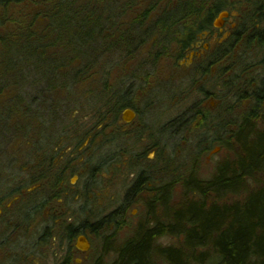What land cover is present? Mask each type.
I'll return each instance as SVG.
<instances>
[{"label":"flooded vegetation","instance_id":"flooded-vegetation-1","mask_svg":"<svg viewBox=\"0 0 264 264\" xmlns=\"http://www.w3.org/2000/svg\"><path fill=\"white\" fill-rule=\"evenodd\" d=\"M178 1L161 3L165 5L162 9L158 0H137L133 12L127 9L126 14L112 15L114 28L106 31L105 49L121 54L123 94L111 90L108 78L86 76V69L78 60L74 62H77V68L73 78L64 80L65 83L53 81L54 89L49 88L52 84L38 71L32 68L29 72L28 86L32 90L28 93L26 111V183L20 182L11 187L13 190L0 195V260L3 259L5 264H77L82 254L88 255L92 247L90 238L85 235L90 242V250L85 253L76 248V242L73 244L63 238V227L59 231L63 224L64 199L71 193L76 194V186L69 185L66 178L72 173L81 175L78 168L83 164L86 168L90 165L108 166V173L96 170L98 167L91 168L88 172L94 170V175H90L89 182L101 178L106 187L113 188L119 179L124 180L125 205L128 197L137 201L146 193L154 195L159 192L163 196L162 189L151 188V181L157 179L162 170L167 171V166L172 173L176 169L173 163L171 165L162 158L161 143L162 148H172L173 136L179 140L182 133L185 134L183 141H188L192 118L200 119L203 128L204 114L202 109H175L173 115L162 122L170 110L157 107L163 98L167 100L168 97H174L178 105L182 100L189 101L192 86L206 81L208 68H222L231 55V47L251 34L250 11L242 5L247 0H228L234 7L218 12L210 26H204V8L207 7L203 5V25L194 34L181 36L173 29L165 31L174 17L161 11H172ZM153 3L152 12L142 13ZM224 11L228 16L215 26V20ZM118 17L122 20L116 24ZM185 21L186 18L182 22ZM184 24H181L183 31ZM100 52L101 47H90L88 56L95 58ZM161 68L168 70L170 77L162 78ZM81 86H87V94L103 98L104 103L88 110L79 109L75 98L80 96L78 90ZM59 90L67 96L60 97ZM204 91L202 87L201 95L206 99ZM163 133L167 134V142L163 141ZM118 160L120 163H116ZM7 166L12 169L11 163ZM9 179L6 177L7 181ZM11 180L16 181V178ZM75 196H79L78 193ZM56 197L61 199L56 202ZM51 202H56V206H51ZM18 204L21 205L19 212L25 216L19 214L22 222L17 223ZM38 226L43 228L38 240L30 243L28 255L17 259V255L11 253L19 238L16 231L33 232ZM64 239L67 248L63 245ZM51 243L53 246L57 243V250L63 253L36 252V247ZM116 258L120 261L121 257L117 254Z\"/></svg>","mask_w":264,"mask_h":264},{"label":"trees","instance_id":"trees-1","mask_svg":"<svg viewBox=\"0 0 264 264\" xmlns=\"http://www.w3.org/2000/svg\"><path fill=\"white\" fill-rule=\"evenodd\" d=\"M118 2L0 0V53L3 61H0V81L13 79L19 75V69L24 71L25 67L16 60L19 57L50 84L55 80L65 83L63 81L69 79L72 72L62 76L57 72L58 65H67L77 58L81 61L92 47H86L87 43L108 38L106 31L114 28L111 19ZM154 4L142 13L152 12ZM137 5V0H125L118 15L126 14L127 9L133 12ZM203 5L207 7L204 8V26H210L221 10L234 7L225 0H204V3L202 0H179L172 11H161L174 17L170 20L172 27L164 30L173 29L181 36L194 34L203 25ZM184 18L187 26L182 22ZM181 24H184V31ZM253 27L248 41L264 46V31L257 32L255 23ZM1 29H4L2 33ZM10 38H13L11 42ZM53 47L56 51L52 53L49 49ZM62 50L74 52L73 61L63 58L59 54ZM210 70L208 68L207 74ZM218 70L225 74L226 69ZM55 86L52 84L49 88ZM204 93L209 95L208 91ZM243 93L248 94L245 100L252 99L254 107L241 116L237 126H233L228 142H220L222 148L233 153V158L220 162L214 175L204 183L188 179L185 186L193 188L187 192L191 191L199 198L168 211L173 227L160 224L153 229H141L135 237L126 240L118 251L120 261L115 264H157L161 260L167 264H264V79L249 92L246 88L239 91V94ZM0 125L2 128L6 126L2 118ZM81 234L90 238L88 231L70 227L65 231L71 243ZM168 234L183 237L179 248L160 249L157 246V239Z\"/></svg>","mask_w":264,"mask_h":264},{"label":"rangeland","instance_id":"rangeland-1","mask_svg":"<svg viewBox=\"0 0 264 264\" xmlns=\"http://www.w3.org/2000/svg\"><path fill=\"white\" fill-rule=\"evenodd\" d=\"M167 1L169 0H161V2L158 0V5ZM124 3L125 0H119L115 4V13H112V15L120 14L119 8H122ZM242 5L250 11L249 29L251 33L254 31L253 23H255L257 32H263L264 0H247ZM161 6L162 9L165 8V5L161 4ZM116 20L118 21L116 24H119L122 19L120 20V17H118ZM3 30L1 29V33ZM248 37L246 36L245 40H242L240 44L231 47V55L222 67V71L226 69L225 74L224 71L221 72L217 68H213L208 72L206 81H200L197 86H192L193 92L189 101L177 99L182 100L178 105L174 97H168L167 100L163 98L160 106L157 107L161 110H170L161 119L162 122H166L173 115L172 111L175 109L191 108L193 111L202 109L204 114L203 128L200 127V119L192 118V130L188 141H183L185 134L182 133L179 140L173 136L174 139L170 142V147L172 148H167V146L162 148L161 143L160 154L162 158L166 159L171 165L173 163L176 169L175 173H172L169 166H167V171L164 172L162 170L157 176L159 179L155 178L154 181H151V188L155 190L162 189L164 192L163 196L159 192L154 193V195L146 193L144 197L137 201L133 197H128V202L126 201L125 205L127 194L124 180L119 179L113 188L106 187L105 182L101 178L99 181H94L93 179L92 182H89L90 175H94V170L88 171L91 168L98 167L96 170L101 171V173H108V166L106 167L105 165H90L86 168V165L83 164L78 168L82 171L81 175L72 173L67 176V183L76 186L75 192L79 196L76 197V194L71 193L67 199H64L65 211L61 217L63 224L59 231L63 227V238H66L65 231L67 227L76 228L84 232L88 231L92 246L88 255L82 254L79 257L76 261L77 264H96L97 262L99 264H115L118 251L123 243L135 237L141 229L143 231L153 229L152 227H157L160 224V226L166 228L173 227L174 224L168 215V211L175 210L176 206L183 205L187 201L191 202L199 198L193 195L191 191L187 192L189 188H193V186L189 185L187 189V186H185L188 179L204 183V180H208L214 175L220 162L224 159L233 158V153L228 148H222L220 142H228L230 133L234 129L233 126H237L241 116L254 107L252 99L245 100L248 94H239V91L246 88L249 92L250 89L257 88L264 79V46L249 42ZM12 40L13 38H10L9 42ZM106 45L105 37L103 41L102 39H96L95 43H87L86 47L92 46V49L100 46L101 52L95 58L83 55L81 67L86 69L85 75L92 79L108 78L107 82L111 84V90L120 95V93H124L120 85L121 77H123L121 73V54L108 51L105 49ZM49 51L53 53L56 48L53 47ZM72 53L74 52L68 53L67 50L59 52L63 58L69 61H73L74 55ZM16 58L20 65L25 67L24 71L22 72L19 69L17 70V72H20L19 75L16 74L13 79L0 81V118L4 120L6 125L5 128L0 125V195H3L4 192H9L14 185L21 184L20 182L26 183L25 178L27 175L25 127L28 107L27 97L28 93H30L29 90H32L28 86L31 66L28 68L26 65L27 61L22 62V59ZM77 60L80 61L78 58ZM0 61H2L1 53ZM68 64L70 66H67ZM68 64L64 66L62 64L58 65L59 70L57 72L62 76L72 72L73 78L77 62ZM42 67L44 68V66ZM162 68L160 69L162 78L170 77L169 71ZM1 74L2 67L0 66ZM177 74H179L178 71ZM202 87L209 92L206 99L202 98ZM78 91L80 96L75 98L77 100L75 105L78 104L81 110L96 108L104 103L103 98L89 96L87 94V86L79 87ZM78 91L74 92L78 93ZM57 92L60 97L67 96V94H63V91L59 90ZM74 92L71 93L74 94ZM33 93H35L34 90ZM243 97L244 100L242 101ZM197 124L198 126H196ZM164 136L163 141L167 142V134H164ZM113 151H116V148ZM15 159L19 160L15 161ZM10 163L12 169H8L7 165ZM116 163H120V161L118 160ZM119 169L121 170V167ZM6 177H10V179L7 181ZM12 178H16V181H12ZM86 184L87 187H85ZM57 199H61V197H56L55 201ZM56 202H51L50 205L56 206ZM21 205H17V223L22 222L19 214L25 216L24 213L19 212ZM58 223L60 224L59 221ZM22 230L16 231L19 238L11 252L17 255V259L28 255L30 243L38 238L43 228L38 226L33 232ZM77 236H75L73 244H75ZM181 238L183 237L168 234L159 237L155 243L160 249L179 248L180 241H182ZM64 242L65 244L63 245L67 248L68 243L65 239ZM56 244L53 246L51 243L46 247L38 246L35 250L36 252H44L50 255L53 252L63 253V251L57 250ZM5 263L3 259L0 260V264ZM157 264L167 263L161 260Z\"/></svg>","mask_w":264,"mask_h":264},{"label":"water","instance_id":"water-1","mask_svg":"<svg viewBox=\"0 0 264 264\" xmlns=\"http://www.w3.org/2000/svg\"><path fill=\"white\" fill-rule=\"evenodd\" d=\"M228 13L227 12H221L218 16V18L215 20V26H219L220 23L222 22V19L227 17ZM76 248L80 250L81 252H88L90 250V242L88 241V238L81 234L77 237L76 239Z\"/></svg>","mask_w":264,"mask_h":264}]
</instances>
